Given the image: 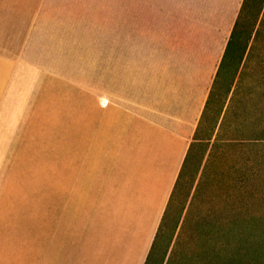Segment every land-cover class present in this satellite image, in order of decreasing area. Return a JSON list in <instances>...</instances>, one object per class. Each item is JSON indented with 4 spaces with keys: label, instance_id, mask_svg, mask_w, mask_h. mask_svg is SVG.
<instances>
[{
    "label": "crops",
    "instance_id": "crops-1",
    "mask_svg": "<svg viewBox=\"0 0 264 264\" xmlns=\"http://www.w3.org/2000/svg\"><path fill=\"white\" fill-rule=\"evenodd\" d=\"M245 1L127 0L110 38L96 29L95 59L84 35L80 60L47 0H0V114L45 101L35 88L51 66L70 69L95 102L79 114V173L17 178L0 162V264H169L172 246L173 264H199L200 232L231 213L243 158L231 121L248 114L242 91L236 80L220 101L216 79ZM64 150L68 166L71 142ZM178 189L169 230L179 224L155 251ZM183 228L191 239L178 240Z\"/></svg>",
    "mask_w": 264,
    "mask_h": 264
},
{
    "label": "rangeland",
    "instance_id": "rangeland-1",
    "mask_svg": "<svg viewBox=\"0 0 264 264\" xmlns=\"http://www.w3.org/2000/svg\"><path fill=\"white\" fill-rule=\"evenodd\" d=\"M261 1L246 0L245 2L242 17L236 27L218 78L220 101L223 90L227 91L225 85L230 81L231 65L238 54L240 42L246 43L249 40L248 50L253 53L247 79L264 80V6L259 14ZM47 4L49 5V18L53 23L57 27L65 28L68 34H72L71 50L81 51L80 60H84L85 57L84 43L80 42L84 35L87 36V56L95 59L96 29L103 28L104 39L107 38L106 36L110 38L112 20L116 18V24L119 26L122 21H126L129 12L127 0H47ZM248 37L250 39H247ZM68 51L69 47L60 50L59 53L65 55ZM6 57L1 55L0 59ZM88 60L92 61L89 58ZM69 73L70 69L66 71L63 68L59 69V66H51L47 71L49 77L39 80L40 85L35 88V95L38 94L37 97L41 96V98L45 96V101L41 103L14 102L8 107L9 110L6 111V114H0V162L2 164L6 162L8 175L17 176V178L29 176L36 178L39 175L37 178L46 180L43 178L51 173L56 175L79 173V114H82L83 106L87 114H93L95 102L90 97H84L77 81L68 77ZM4 76L3 72L0 73V78ZM258 88L253 85L243 87L242 102L245 112L248 114H232L231 121L232 123L242 122L249 128V131L260 132L257 136L264 138V114H252L255 110L264 113V98L261 97L264 96V89ZM8 89L9 86H0V94H5ZM256 92L263 93L259 96ZM55 99L56 102H54ZM1 106L2 103H0V110ZM52 107L56 111L49 114ZM67 126H69V134H67ZM67 141L71 142V152L75 155L73 160L68 162V166L63 162L64 147ZM249 143L251 147L252 143ZM235 169L241 171L242 168L234 165L232 167L231 213L217 214L216 228L218 226L227 227L230 225V220L231 224L234 221L242 224L245 221L251 222L250 218L253 217H260L264 222V143L255 144L248 150L246 171L243 169L238 173ZM179 194L180 189L175 192L166 213L155 251L161 247L164 240L166 242V237L174 233L179 224L180 216H176L173 230H169L173 218L172 212L176 211L175 204ZM226 211L229 209L226 208ZM184 228L178 232L180 234L179 241L186 232H184ZM187 232L188 234L185 233L184 237L191 239L195 230ZM206 232H200L202 243L207 240ZM169 254L171 255L169 264H173L177 249L172 246ZM203 264L209 263L204 262Z\"/></svg>",
    "mask_w": 264,
    "mask_h": 264
},
{
    "label": "trees",
    "instance_id": "trees-1",
    "mask_svg": "<svg viewBox=\"0 0 264 264\" xmlns=\"http://www.w3.org/2000/svg\"><path fill=\"white\" fill-rule=\"evenodd\" d=\"M245 2L241 8L233 32L231 34V38L227 44L223 60L217 73L216 82H218L223 63L225 62L231 41L235 35L236 27L242 17ZM261 2L262 5L259 9V14L261 13V10L264 6V0H262ZM247 39H250V37H248ZM248 41L249 40H247L246 43L240 42L238 54L231 65V72L229 73L230 81H228L225 85V87H227L226 92L227 94H229L234 82L236 80L238 81L235 94L236 97L240 96L239 93L245 86L253 85L259 87L258 89L260 90L264 89V80L247 79L248 71L250 70L249 66L250 62L252 61L253 55V53H251V50H248ZM257 93L258 92H256V94ZM230 116L231 114L225 115V121L222 124L223 127L226 122H228ZM232 125L234 130L239 131L237 135H233V137L237 138H233L232 145L233 147H236V145L240 146L243 158L241 159V164L239 167L242 168V170L244 169V171H246L248 150L252 146H255V144L264 143V138L257 136L260 134V132L255 133L254 131H249V128L240 121L232 123ZM234 139H237L236 142H234ZM249 142L252 143L251 147L249 146ZM235 170L238 173L242 172V170ZM250 220L251 222L245 221V223L243 224L237 221H234V223L231 224L230 220V225H228L227 227L218 226V228H216L214 231L210 230L209 232H206L205 236L207 240H205L204 243L201 242L200 245L199 264H203L204 262H207L209 264H264V222L260 217H253L250 218ZM210 241L212 242L211 245ZM206 255L207 257H205Z\"/></svg>",
    "mask_w": 264,
    "mask_h": 264
}]
</instances>
